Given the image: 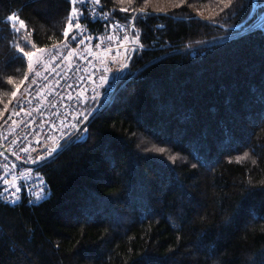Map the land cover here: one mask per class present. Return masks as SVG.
<instances>
[{
	"label": "trees",
	"instance_id": "16d2710c",
	"mask_svg": "<svg viewBox=\"0 0 264 264\" xmlns=\"http://www.w3.org/2000/svg\"><path fill=\"white\" fill-rule=\"evenodd\" d=\"M255 1L235 30L253 0H0V118L25 76L17 46L44 49L35 61L57 50L70 6L103 41L144 8L132 30L141 48L114 92L30 173L46 197L0 200V264H264V20L251 26L264 0ZM87 4L105 20L92 21Z\"/></svg>",
	"mask_w": 264,
	"mask_h": 264
},
{
	"label": "built area",
	"instance_id": "2783aa9c",
	"mask_svg": "<svg viewBox=\"0 0 264 264\" xmlns=\"http://www.w3.org/2000/svg\"><path fill=\"white\" fill-rule=\"evenodd\" d=\"M132 30L130 27L125 31L126 37H130ZM114 31L120 33L119 28H114ZM74 32L78 38L73 43L74 46H67L61 52L44 53L37 63L31 64L34 72L27 75L16 97L9 100V114L0 121L1 146L5 144L28 156L31 149L37 148L42 137L53 139L63 127L70 124L80 100L93 94L91 81L85 76V72L92 69L91 76L97 83V75L104 66L109 67L112 75L111 69L122 63H101L95 60V64H90L86 57H93L92 54L86 55L75 50L76 47H84L87 41L85 38L89 37L88 32L84 27L74 29ZM104 49L110 48L102 47L100 50ZM84 88L87 91L81 96ZM22 148L28 151L23 153Z\"/></svg>",
	"mask_w": 264,
	"mask_h": 264
},
{
	"label": "rangeland",
	"instance_id": "374dc122",
	"mask_svg": "<svg viewBox=\"0 0 264 264\" xmlns=\"http://www.w3.org/2000/svg\"><path fill=\"white\" fill-rule=\"evenodd\" d=\"M263 4H264V1H263V3L260 6H263ZM263 20H264V10H262L258 14V17L255 20H253V23L251 24V26L252 27L258 26V25H260L263 22ZM70 35L75 37L74 30H73V32ZM89 37H91L92 39H88L85 42L84 47L83 46L80 47V48L76 47L75 50L77 52L79 51L82 54H86V55H91L92 54L91 56H93V57H86L85 56L86 58L89 59L90 64H95V60L96 61H100L101 63H103V62H114V63H116L117 61L122 62V63H126L125 59H124V56H125V50L127 49L128 43H130L129 40H125V38L124 39H118V38H115V36H108L107 39H105V41L107 42V40H108L110 42L106 43L105 41L100 40V39L94 40V38L92 36H89ZM68 39H69L70 43L73 44L72 39L71 38H68ZM102 47L110 48V49L100 50ZM127 55H128V51H127ZM38 57L33 58L32 62H34V64L39 61V60L35 61ZM25 59H26V62L29 64L28 59L26 57H25ZM91 72H92V69H88L87 72H85V76L89 77L91 75ZM108 77H109V79L106 80L103 83H101L100 81L97 82L98 87H97L96 91H98L101 86L106 84V82H111L112 75L110 73H109ZM112 84H113V82H112ZM12 97H14V96L12 95ZM11 99H13V98H10L9 100H11ZM9 100L7 101V104L10 103ZM84 100H87V99L83 98V99L80 100V102L83 104ZM7 104H6V106H7ZM77 111H79V108H78ZM74 112H76V110ZM80 114H81L80 116H84L85 115V113H83V111ZM76 117H77V112L72 115V120L74 119V121H75ZM68 126H69V124H68ZM63 129H64V127L61 129V131H59L57 133V135L54 137V139H59L60 140V139L63 138V135H62ZM1 145L2 144L0 143V152H1V154H6L9 159H15L16 161L23 160L21 162H23L25 165L29 166L28 169L38 168L40 165L43 164V163H36V164L29 163V161L27 159V156H25L24 154L15 151L13 148H9V147L5 146V144L3 145L5 148L3 146H1ZM18 153H20V154H18ZM17 157H20V159H17ZM3 168H6V165H5V163H3V161L0 160V173L3 170ZM7 177L6 178L10 180L11 184L13 182H16L17 185L19 186L18 181H21V182L24 181L27 184H30L31 185L30 187L33 189L34 193H38L37 196H38V199L40 201L44 197H46V192L48 190V186H47V183L43 179L42 176H39V175L37 176V175H34V174H30L25 169L24 171H20L19 174H17V175L8 173ZM6 178L4 179V181L7 180ZM0 179H1V177H0ZM11 184H9V185L5 184L2 181V179L0 181V199L4 203H7V202L8 203H10V202L14 203V202H18L19 201V199L13 201V200H11L9 198L11 193L14 191V189L11 187ZM21 185H22V187H21L22 190L19 193L20 198L21 199L22 198H26L27 199L30 196H32V198H33V192L32 191H26L25 188L23 187V183ZM5 190H7V191H5ZM4 192H5V194H4ZM28 204L33 205V203H28Z\"/></svg>",
	"mask_w": 264,
	"mask_h": 264
},
{
	"label": "snow or ice",
	"instance_id": "6c2138e0",
	"mask_svg": "<svg viewBox=\"0 0 264 264\" xmlns=\"http://www.w3.org/2000/svg\"><path fill=\"white\" fill-rule=\"evenodd\" d=\"M78 2H83V3H87L88 0H70V5H75ZM145 4L148 2V0H144ZM185 2V0H179V3L183 4ZM223 2V0H222ZM92 3L98 5L100 3V0H92ZM128 3L131 4L132 0H128ZM231 3V0H227V3H225V7L227 8L229 6V4ZM93 11H95V9H93ZM122 11H136L135 9L129 8V9H122ZM141 14L144 13V8H140L138 10ZM157 11H162V9H157ZM82 12V9H79L77 7H72L70 6V10L68 12V23L65 25L64 29H63V35L66 38H71L72 42L75 43L76 40L78 39L77 37L71 36L70 34L73 32L74 29H79L81 28V24L79 22V20L76 18V16H78L80 13ZM74 14H76V16H74ZM103 15V13H101ZM10 20H16L18 19V17H16L15 15H10L9 16ZM21 23H23V21H21ZM110 27L114 26V25H109ZM120 27L127 31L130 27L134 28L135 25L133 23H131L130 21L120 25ZM86 40L88 39H92L91 37H86ZM125 40H129L131 43L133 44H139V40L137 39L136 35H131L130 37H125ZM85 41H81V43H84ZM19 51L23 54L24 57H26L29 61V64L31 65L32 61H33V57H38L43 51L44 49H35L34 51H27L22 47L17 46ZM125 61H127L129 59V56L127 55V49L125 50V56H124ZM125 68V63H119L117 65L116 68L111 69V71L115 74L118 75L119 74V70L120 69H124ZM110 69L107 66H104L102 68V70L99 72V74L97 75V79L103 83L106 80L109 79L108 77V73H109ZM11 77H8V80L11 82ZM88 80L91 81V87L93 89V100L96 99V97L99 96V92L96 91L98 85L96 83L95 80H93L92 76L90 75L88 77ZM21 83H23V81H21ZM16 88L20 87V84H16L15 85ZM81 87L83 88V86L81 85ZM87 89L84 88L83 91L81 92V95H84V92H86ZM12 95L15 96L16 92L13 91ZM85 99H87V97H85ZM94 106V105H93ZM21 111H23L21 109ZM87 119V117H85V120ZM31 122V121H30ZM67 123V122H66ZM82 127V124L78 123L76 125L73 124H69L68 127L63 129V137H68L71 138V135L73 133V129L75 128H79ZM49 139H52L51 137H42L41 138V142L37 145V148L31 149L30 150V154L27 156V159L29 161V163L32 164H36V163H47L50 162V159L54 156L55 153H57L64 145L60 142L59 139H52V143L51 146L49 145ZM28 151L27 149L22 148L21 152H25ZM160 152H163L164 149L160 148L159 149ZM17 159H20V157H17ZM169 159H172V157H169ZM27 172L31 173L33 171V169H26ZM39 175V173H37V176ZM5 184L8 183L7 180L3 181ZM11 187L14 189V191L11 193L10 195V199L15 201L20 199L19 193L21 191V187L22 185L18 186L16 182H13L11 184ZM7 191V190H5Z\"/></svg>",
	"mask_w": 264,
	"mask_h": 264
},
{
	"label": "bare ground",
	"instance_id": "6f19581e",
	"mask_svg": "<svg viewBox=\"0 0 264 264\" xmlns=\"http://www.w3.org/2000/svg\"><path fill=\"white\" fill-rule=\"evenodd\" d=\"M87 5H89V7L88 6H85L84 7V9H85V12L89 15V17H90V19L92 20V21H98V22H102V21H104L105 19H104V16L102 15V14H99V13H97L96 11H93V8L91 7V4H87ZM78 20H79V22L81 21L80 20V18H78V17H76ZM252 19V18H251ZM247 24V23H246ZM245 24V25H246ZM112 25H114V26H112V27H110V29H111V32H112V34L115 36V37H117V38H120V39H124L127 35H126V33H125V30H123L122 28H119L118 26H116L115 24H112ZM244 25V26H245ZM243 26V27H244ZM114 28H119L120 29V33H116L115 31H114ZM240 28H242V27H240ZM236 30V29H235ZM93 38H94V40H96V38H97V36H92ZM100 39V38H99ZM101 40V39H100ZM69 39L68 38H66V37H64V39H63V41L61 42V45H60V47H58L57 48V50L56 49H54V50H56V51H54L53 50V52H61L62 50H64L65 48H67V46H74L72 43L70 44L69 42ZM130 42V41H129ZM69 43V44H68ZM133 48H135V50L137 51L138 49H140L141 47L139 46V44H133V43H128V46H127V51H128V56H129V53H130V51L133 49ZM126 62V61H125ZM121 71V69L119 70V72ZM125 71V70H124ZM123 71V72H124ZM33 73L34 72V69L32 68V66L31 65H29L28 63H27V66H26V70H25V76H24V78H23V80L22 81H24L25 80V78L27 77V75L29 74V73ZM122 74V73H121ZM120 74V75H121ZM119 75V76H120ZM116 76L117 75H115L114 73H112V78L111 79H113V81L115 80V78H116ZM119 78V77H118ZM117 81H118V79H117ZM22 84V83H21ZM21 84H20V86H21ZM19 89H20V87L19 88H17L16 90H15V92H16V95L18 94V92H19ZM107 94H109V91L107 92V93H105V94H103V95H101V96H103V97H105ZM16 95L14 96V97H16ZM14 97H12V98H14ZM9 114V110L7 109V106H6V108H5V110L3 111V114H2V116H1V118H0V121L1 120H4V119H6V116ZM54 139V138H53ZM61 140V139H60ZM51 143H52V139L49 141V145L51 146ZM17 152H19L18 150H17ZM24 153V152H23ZM58 153V152H57ZM0 160L1 161H3V163H5V165H6V168H3V177H2V181H4V179L7 177V174L8 173H11V174H15V175H17V174H19V172L20 171H24L25 169L22 167V166H18L15 162H14V160L15 159H9L8 158V156L6 155V154H1L0 155ZM21 161H23V160H21ZM21 161H16L17 163H22L23 165H25L23 162H21ZM27 166V165H26ZM5 167V166H4ZM29 167V166H28ZM25 173V172H24ZM8 178V177H7ZM6 178V179H7ZM12 179V178H11ZM7 181H8V185L9 184H11V182H10V180L9 179H7ZM18 183H19V186L23 183V187L25 188V190L26 191H32L33 192V198H32V196H30V197H28L27 198V201H28V203H33V204H36L37 203V201L35 200V194H38V193H34V191H33V189L30 187L31 185L30 184H27L26 182H24V181H18ZM22 190V189H21ZM4 194H5V192H4ZM31 198V199H30ZM1 200V199H0ZM32 200V201H31ZM36 202V203H35ZM8 203V202H7ZM14 203H16V202H14ZM14 203H12V202H10V203H8V204H14Z\"/></svg>",
	"mask_w": 264,
	"mask_h": 264
},
{
	"label": "water",
	"instance_id": "95a60500",
	"mask_svg": "<svg viewBox=\"0 0 264 264\" xmlns=\"http://www.w3.org/2000/svg\"><path fill=\"white\" fill-rule=\"evenodd\" d=\"M255 10H256V1L255 0H253V9H252V12H251V14L249 15V17L246 19V21L245 22H243L241 25H239V26H237L235 29H239L240 27H243L246 23H248L250 20H251V18L253 17V14H254V12H255ZM140 12H137L133 17H132V20H131V23H133L134 24V20H135V18H136V16L139 14ZM135 52H136V50H135V48H133L131 51H130V53H129V59L126 61V63H125V68L124 69H121V71L119 72V74L116 76V78H115V80L113 81V84H112V86H111V88L109 89V93H113L114 92V90H115V87H116V84H117V79H118V77H119V75L124 71V70H126L128 67H129V65H130V63H131V61H132V59H133V56H134V54H135ZM103 98V96H100V98H99V100H98V102L95 104V106L92 108V110L85 116V117H87V119L85 120V118L82 120V122L80 123V124H82V127H79V128H75L74 130H73V133H78V132H80L81 131V129L83 128V126L85 125V123L98 111V108H99V103H100V101H101V99ZM72 133V134H73ZM86 133V131H84V134ZM71 135V134H70ZM81 137H83V135L81 136ZM67 137H63L61 140H60V142L62 143L65 139H66ZM57 153H55L54 155H56Z\"/></svg>",
	"mask_w": 264,
	"mask_h": 264
},
{
	"label": "crops",
	"instance_id": "0c3cea01",
	"mask_svg": "<svg viewBox=\"0 0 264 264\" xmlns=\"http://www.w3.org/2000/svg\"><path fill=\"white\" fill-rule=\"evenodd\" d=\"M73 122H74V119H73Z\"/></svg>",
	"mask_w": 264,
	"mask_h": 264
}]
</instances>
